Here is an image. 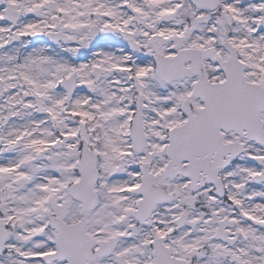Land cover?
<instances>
[{"label": "snow or ice", "instance_id": "6c2138e0", "mask_svg": "<svg viewBox=\"0 0 264 264\" xmlns=\"http://www.w3.org/2000/svg\"><path fill=\"white\" fill-rule=\"evenodd\" d=\"M0 264H264V0H0Z\"/></svg>", "mask_w": 264, "mask_h": 264}]
</instances>
